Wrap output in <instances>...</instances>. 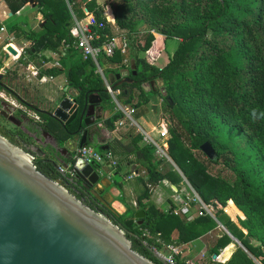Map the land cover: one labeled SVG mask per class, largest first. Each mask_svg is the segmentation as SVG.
<instances>
[{
    "label": "trees",
    "instance_id": "obj_1",
    "mask_svg": "<svg viewBox=\"0 0 264 264\" xmlns=\"http://www.w3.org/2000/svg\"><path fill=\"white\" fill-rule=\"evenodd\" d=\"M6 1L16 14L28 0ZM105 3L113 8L115 24L108 21L98 0L87 3L70 0L71 8L66 0H38V9L47 20L46 32L27 35L28 40L34 41L27 52L35 56L53 49L63 54L61 47L68 45L62 55L68 57L78 48L71 32L72 11L83 19L85 6L99 24L104 23L92 26L97 35L92 39L94 45L125 34L130 52L117 49L111 56L102 54L98 58L101 65H110V71L128 68V75L133 78L132 83L116 87L120 90L119 101L134 106L135 115H141L152 96L143 84L162 79L163 87L156 89V93L162 98L163 118L169 121L166 120L170 134L165 146L167 154L206 204L225 207L233 200L244 215L240 223L248 233L230 220L225 224L246 249L238 246L221 264H264V0H105ZM107 14L113 17L111 7L107 8ZM142 26L145 28L141 29ZM10 31L15 37L25 35L20 24H13ZM174 38L179 43L170 60L164 67L157 66L155 58L168 40ZM132 60L137 65L136 75L131 69ZM96 66L89 58L81 65H71L69 75L83 93L92 90L101 94L113 112L104 120L105 125L114 130L123 114L115 112V104ZM10 70V77L17 75ZM129 134V143L115 141L109 150L119 161V171L127 165H136L143 184L137 205H127L123 214L107 207L100 210L125 230L137 251L162 264L149 247L163 250L164 244L188 243L214 229L217 222L209 214L176 215L159 208L152 200L153 188L163 180L179 185L183 176L173 165H163L164 159L156 154V146L141 144V133ZM205 142L215 149L213 158L201 150ZM35 163L39 170L68 188L74 185L44 158H36ZM214 169L217 171L213 173ZM73 192L99 209L93 197ZM138 210L145 211L143 223L135 217ZM220 212L223 209H219L217 216ZM230 242L231 236L224 233L210 239L208 247L210 252L219 254ZM235 247L234 242L228 245L220 259H226ZM177 260L181 264L187 262L180 256Z\"/></svg>",
    "mask_w": 264,
    "mask_h": 264
},
{
    "label": "water",
    "instance_id": "obj_2",
    "mask_svg": "<svg viewBox=\"0 0 264 264\" xmlns=\"http://www.w3.org/2000/svg\"><path fill=\"white\" fill-rule=\"evenodd\" d=\"M88 1L83 0L84 3ZM30 3L36 5L37 0H30ZM8 50L18 54L12 45ZM5 57L7 55L0 57V88L12 92L10 83L13 85L14 78L9 76L7 82L3 81L5 72L10 70L5 65ZM131 69L136 75L134 61ZM108 79L113 88L133 82V78L124 72L110 73ZM155 84L153 80L143 86L156 91ZM61 91L64 94L56 91L44 104V109L33 107L49 117L42 123L57 144L53 146L54 155L46 157L41 147L31 144L25 149L0 133V264H159L137 251L125 230L100 209L89 206L59 180L38 169L36 158H44L62 177L79 188H85L91 197L109 208L107 197L97 194L102 173L95 163L77 157V145H73L76 141L79 146L94 142L95 132L91 127L96 120L103 118L107 103L92 90L83 93L82 89L80 94L67 88ZM8 102L1 99L3 106ZM22 103L27 105L25 101ZM10 106L16 109L10 104L8 109L3 107L4 117L21 125V120L11 113ZM152 108L157 112V105ZM83 126L86 127L84 131ZM34 133L36 131L31 135ZM201 150L210 158L216 154L209 142H205ZM58 155L65 156L67 162L61 164L60 160L57 161L54 157ZM144 216V210L135 213L140 223H143ZM232 238L246 249L241 241ZM149 248L159 262L168 264L162 254L152 246ZM217 256L214 253L213 257Z\"/></svg>",
    "mask_w": 264,
    "mask_h": 264
},
{
    "label": "crops",
    "instance_id": "obj_3",
    "mask_svg": "<svg viewBox=\"0 0 264 264\" xmlns=\"http://www.w3.org/2000/svg\"><path fill=\"white\" fill-rule=\"evenodd\" d=\"M98 1L100 2V0ZM37 3L36 5H33L30 3V0H28L23 6V8L18 13L14 14L11 8L9 7L7 1L0 0V19L3 25H5L7 29L4 32L0 31V45L3 43V40L5 39L10 40V38H12L10 42L12 43V45H14L17 48L18 54L16 56L14 55L15 57H8V56L5 57L6 58L5 65L9 66V68L14 72H16L17 74V75L14 74L12 78L15 77L13 81V86L17 90L20 96V103H18L16 99L11 97L7 93V90H4L2 88H0V95L2 96L3 99L7 101L11 100V102L15 103L18 107H21L23 109L28 107V114H29L28 117H31L32 124H30V126L27 128L32 129V131L29 132L27 130V132L21 134L23 143L25 142L27 144L39 146L44 150L45 154H47V151L49 150V146H51L50 143H52L53 140L52 137L47 134V131H49V129L45 128L42 122L48 120V118H44L42 115H46V114L38 112L33 107L44 109L45 107L44 104L48 103V100L54 96L56 92L55 89L58 88L60 90V88H62L64 85L67 84L66 78L68 76L70 77L69 70L71 65L76 64L77 58L82 60L84 59V57L82 55L81 49L79 48H76L74 52L69 53L68 57H63L62 55H65L67 52L66 50L69 49L68 45L65 47H61V49L63 50V54H60L59 51H55L53 49L44 50L35 56L27 52V48L31 47L34 44L33 40H28L27 35L31 32H36L38 34L41 33L43 34L44 32H46L47 20L45 18L44 13L38 9ZM108 7H111L113 17L111 18L108 14L107 15L109 21L113 24L115 22V15L112 6L107 3H102V5L100 4L99 6V8L103 11L104 10L107 11ZM84 9L86 11L89 10L86 6ZM72 13L75 23V18L76 19L79 18L74 12ZM13 24H20L25 31V35L21 37H15L10 31V27ZM174 40H177V43L175 44L176 46L172 54L174 53L179 43V39L174 38ZM163 50L164 49H162L159 52V54L157 55L154 61V63L159 67H164L167 64V62L170 60L169 58L164 65L157 64L160 58L163 56ZM94 62L97 65L96 67H98L97 68L98 73H100V75L104 79L105 85L107 83H110L105 71L107 70L109 71V73H117V72L110 71L109 70L110 65H105L106 68L101 67L102 65L99 63V59ZM118 72H124L129 74L128 68H121ZM155 86L156 89H162L163 87L162 79L157 80ZM116 90L118 91V93L116 95L117 97L114 108L115 112L119 111L118 110L119 106H124V107L128 106L122 104L119 101L118 96L120 94V90L119 89ZM145 90L152 94L149 105H151L152 103H153L152 107L154 104L157 105V112L155 113H159L158 109H159V105L162 106V98L154 90H148L147 88H145ZM8 92L10 93V91ZM22 101H25L27 105L23 104ZM146 111H148L147 108ZM112 113H113L112 110L109 108L108 105H106V112L104 113L103 124L100 126L101 132L98 133V135L95 137L94 142H90V145L94 146L97 150L100 148L96 144L97 140L109 144V146L107 145L106 147H110V145H112V143L115 141L129 143L131 141V135L129 134L130 131L138 132L133 130L131 127L132 125L137 124L135 119H134V123H131L130 121H126L125 125L121 126L119 125L118 122L116 129L114 130L108 129L107 126L105 125L104 120ZM135 116L136 115L134 114V117ZM19 119L21 120V125L19 126L26 127L27 124L26 119L24 118H19ZM160 119L161 120L159 121V128H160V122L162 121L161 116ZM140 129L143 135L141 144H146L144 140V132L150 134L158 142L161 141L159 136L154 137L152 135L153 131L157 130V127H153L150 131H146L145 129L142 128ZM34 131H36V134L34 133L33 135H31V133H33ZM75 143L76 144L73 145L74 146L77 145L76 150H78L80 146L77 144V141ZM102 151L104 150L102 149ZM132 157L130 156V158ZM54 158L57 159V161L60 160L61 164L67 162L66 157L62 155L60 156L58 155L57 157ZM109 169L111 168H109L107 165L103 167L104 170L103 171L104 173H102L103 178L97 184V190H98L97 194L99 195V197L102 198L107 197V199L110 202L109 209L117 213L123 214L127 211V205L129 204L137 205L138 195L140 194L143 188V184L139 179L140 174L135 170L136 169L135 164L125 166L124 168H122V170L116 171L113 176L108 175ZM133 171L136 172V175L131 178H127V176L130 175ZM180 172L182 171L180 170ZM118 174L121 175L120 181H118V178L116 177ZM187 186L189 185L187 181L184 179V177H183V181H181L179 185H175L169 180H163L160 184L156 185L153 188L152 200L159 208L166 209L170 205H173L174 203L173 195L175 194V192L180 193L181 192L180 190L182 189H184L185 191H189L190 187L188 188ZM212 206L214 207L213 215L210 214L209 215L216 220L217 226L208 233L204 234L203 236H200L199 238L192 240L188 243L181 244L180 246L182 247L183 250V253L180 256L181 259L184 258L187 261L192 260V261H196L198 264H202L203 263L202 254L212 253L209 250L208 241L216 237L219 238L224 233H227L224 230V228L228 230L227 234H229L231 238L232 236L237 238L225 224L229 220L232 221L233 225L239 227L244 233H248V230L242 227L240 223V218L244 219V215L242 211L235 205L233 200H230V203L225 207H223L221 204L212 205ZM233 207H235L236 210ZM197 208H198L197 206L192 207L193 216H195L197 212ZM219 209H223V212H220V215H222L225 218L226 222H223V220L222 221L219 220V215L217 216ZM233 242L235 243L236 247L234 248L232 253L226 259L224 260L220 259V256L224 253V250L228 247V245H230ZM228 245L218 254L217 258L219 259L218 260L219 262H217V264H221L222 262L227 261L232 256L236 248L239 246V243L236 241V239L232 238V242H230ZM205 264H212V263L211 261L207 263V260H205Z\"/></svg>",
    "mask_w": 264,
    "mask_h": 264
},
{
    "label": "built area",
    "instance_id": "obj_4",
    "mask_svg": "<svg viewBox=\"0 0 264 264\" xmlns=\"http://www.w3.org/2000/svg\"><path fill=\"white\" fill-rule=\"evenodd\" d=\"M69 4L70 8V0H66ZM86 11V10H85ZM103 11V10H102ZM73 12V11H72ZM104 15H106L108 21V15L107 11H103ZM0 31L4 32L6 31V26L3 25L0 19ZM99 24L96 16L91 13L89 10L86 11V17L83 19H76L74 26L71 29V32L73 36L76 38V44L79 49L82 51V55L84 59L91 58L94 61H97L98 58L102 54H106L107 56H111L115 53L117 49H120L122 53H127L129 51V39L125 34H120L111 37L108 41H106L104 44L101 45H94L92 42V39L94 37H97L96 34L92 31V26H97ZM115 24V22L113 23ZM100 26H104V23H100ZM12 40V38H10ZM9 39L3 40V43L0 45V56L7 55L8 57H15L14 54H12L8 50V46L12 45ZM16 50L17 48L12 45ZM106 89L110 93L112 97L116 99V95L118 91L112 87L110 83L106 84ZM118 110L123 114V117L119 121V125L123 126L125 125L126 121H131V123H134V114L136 111V108L134 106H119ZM170 134L168 130V123L165 119L162 118V121L160 122V129H159V138L161 139L160 142L155 140L150 134L147 132H144V140L146 144H152L156 146V148L159 151H164L165 146L167 145V140L169 139ZM167 153V152H166ZM77 157H81L87 162H93L96 164L97 169L104 173L103 167L108 166L109 176H113L116 171H118L119 161L117 157L113 154L111 150H104L99 151L92 145H83L80 146L77 150ZM183 174V173H182ZM136 175V172L133 171L130 175L127 176V178H131ZM184 179L187 181L189 187L191 188L192 192L185 191L184 189L180 190L181 192H175L173 195L174 204L167 207L165 210L173 212L176 215H189L192 214V207L197 206V212L195 214L198 216H202L205 214L213 215V204H206L203 199L199 196V194L196 192V190L192 187L188 179L184 176ZM188 187V188H189ZM189 188V189H190ZM172 209V210H171ZM224 228V227H223ZM224 230L228 233V230L224 228ZM155 251H157L159 254H162L164 256V259L166 263L168 264H181L178 263L177 257L181 256L183 253L182 247L180 245H176L173 243L164 244V249L160 250L155 246H152ZM214 253L202 254V258L207 260V263L211 261L212 264H217L219 262L218 258L213 257ZM188 264H198L196 261L189 260L187 261ZM224 263V262H222Z\"/></svg>",
    "mask_w": 264,
    "mask_h": 264
},
{
    "label": "flooded vegetation",
    "instance_id": "obj_5",
    "mask_svg": "<svg viewBox=\"0 0 264 264\" xmlns=\"http://www.w3.org/2000/svg\"><path fill=\"white\" fill-rule=\"evenodd\" d=\"M74 51H75V49L72 52H74ZM76 61L77 62H76L75 65H81V64H83V62L85 60L84 59L81 60V59L77 58ZM56 64H58V63H56ZM8 73H9V70L5 72L6 75H5L4 80H3L5 82L8 81V78H10L9 77L10 75ZM66 80H67V84L64 85L62 88H60V90L58 88L55 89V91L60 92V94H64L61 90L67 88V89H71L72 92H77L79 94L81 93V90H82V87L81 86H75V84L72 83L71 78L69 76L66 78ZM10 86L13 88V91L11 90L12 92H10V93L7 91V93L11 97H13L14 99H16L18 103H20V96H19L17 90L14 88V86L11 83H10ZM1 99H2V96L0 95V133L3 134L4 136H6L7 138H9L10 140H12L13 142H15L16 144H18L19 146H21V147H23V148L26 149V145L28 146L30 144H27L25 142L23 143L21 134L22 133L24 134L25 132H27V130L29 129L27 127H29L30 124H32L31 123V121H32L31 117H28V115H29L28 114V107L23 109L21 107H18L15 103H12L11 100H8L9 101L8 103L10 105H13L14 107H16V109L14 110V108H12L10 106L11 107L10 108L11 113L13 115H15L17 118H24V119H26V122H27L26 127L25 126L24 127H21V126H18V125L13 124L12 122L9 121V119H7L6 117H4V115L2 113L3 112V107H5L6 109H8L9 108V104H5L4 106L1 105ZM92 119L93 118H89L88 120H92ZM103 119H104V116H103L102 119L96 120L95 121V124L91 127L92 131L95 132L94 138L98 135V133L101 132V127L100 126L103 124ZM84 129H86L85 126H83V131H84ZM52 140H53V142L50 143L51 146H49V150L47 151V154H46L47 157H50L51 154L54 155L53 146H57L55 140L53 138H52ZM81 140H82V136L79 138L78 143ZM96 144L99 147H101V148H103V147H105L107 145L109 146V144H106L105 142H102V141L100 142L99 140H97ZM70 189H72L73 191L78 192V193L84 192L85 194H87L86 195L87 197L89 195V191H87L85 188H79V186L77 187V186L73 185V186L70 187ZM95 200H96V202L98 204V206H96V207H99V209L105 207V206L101 205L97 201V199H95Z\"/></svg>",
    "mask_w": 264,
    "mask_h": 264
},
{
    "label": "rangeland",
    "instance_id": "obj_6",
    "mask_svg": "<svg viewBox=\"0 0 264 264\" xmlns=\"http://www.w3.org/2000/svg\"><path fill=\"white\" fill-rule=\"evenodd\" d=\"M102 3H105V0H100V4L102 5ZM145 27H141V29H144ZM142 33L143 32H140V35H142ZM175 41V42H174ZM177 43V40H174V39H171V40H169V42H168V44L166 45V47L164 48V50H163V56L160 58V60L158 61V63L157 64H165L167 61H168V59L170 58V56L172 55V52H173V50H174V48H175V44ZM131 51H132V48H131ZM130 52V51H129ZM131 55V54H130ZM130 55H129V57H130ZM3 59V58H2ZM69 62V61H68ZM70 64V63H69ZM101 67H103V68H106V66L105 65H102ZM98 68V67H97ZM105 73H106V75L109 77V75H110V73H109V71H105ZM162 83V82H161ZM162 86V85H161ZM154 94H155V92H154ZM153 94V95H154ZM112 97V96H111ZM117 97V96H116ZM154 98V97H153ZM112 102L115 104V102H116V99L114 98V97H112ZM153 104V103H152ZM152 104L151 105H149L148 107H147V109H148V111H146V112H142V114L141 115H139V116H135L134 117V119H135V121H136V123L138 124H134V125H132L131 127H132V129L133 130H135V131H138V132H142L141 131V129L140 128H142V129H145L146 131H150L153 127H157V130H155V131H153V133H152V135L154 136V137H158L159 136V121L161 120L160 119V116L163 118V107L162 106H160L159 105V109H158V111H159V113H155L154 111H153V109H152ZM163 119H165V120H167L168 121V119L167 118H163ZM130 121V120H129ZM131 122V121H130ZM169 122V121H168ZM142 134V133H141ZM156 154L158 155V157H160V158H162V159H164L163 161V165H169V164H171V165H173L174 166V168L176 169V170H178L179 172H180V170L178 169V166L175 164V162L173 161V159H172V157L170 156V155H168L166 152L164 153V151H159L158 149H157V151H156ZM132 169H133V167H132ZM217 170L216 169H214V170H212V172L214 173V172H216ZM181 174H182V172H180ZM183 175V174H182ZM117 178H118V181H120L121 180V175L120 174H118L117 176H116ZM183 181V180H182ZM187 187H189V186H187ZM189 191L190 192H192V190H191V188L189 189ZM170 193H171V191H170ZM219 220L220 221H222L223 220V222H226V220H225V218L222 216V215H220L219 214ZM203 259V260H202ZM201 260H202V264H205V260L206 259H204V258H202Z\"/></svg>",
    "mask_w": 264,
    "mask_h": 264
},
{
    "label": "clouds",
    "instance_id": "obj_7",
    "mask_svg": "<svg viewBox=\"0 0 264 264\" xmlns=\"http://www.w3.org/2000/svg\"><path fill=\"white\" fill-rule=\"evenodd\" d=\"M255 113V111L253 112V114Z\"/></svg>",
    "mask_w": 264,
    "mask_h": 264
}]
</instances>
